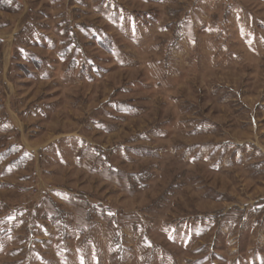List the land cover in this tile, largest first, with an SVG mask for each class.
<instances>
[{"label":"rangeland","instance_id":"374dc122","mask_svg":"<svg viewBox=\"0 0 264 264\" xmlns=\"http://www.w3.org/2000/svg\"><path fill=\"white\" fill-rule=\"evenodd\" d=\"M0 264H264V0H0Z\"/></svg>","mask_w":264,"mask_h":264}]
</instances>
